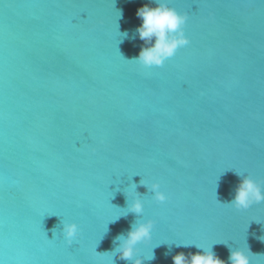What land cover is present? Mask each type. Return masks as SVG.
Masks as SVG:
<instances>
[{
  "label": "water",
  "instance_id": "95a60500",
  "mask_svg": "<svg viewBox=\"0 0 264 264\" xmlns=\"http://www.w3.org/2000/svg\"><path fill=\"white\" fill-rule=\"evenodd\" d=\"M149 3L0 0V264H131L104 253L141 218L121 216L131 183L155 221L143 264L201 251L177 243L225 261L249 247L264 264V202L220 203L235 172L264 186V0H167L190 43L145 68L124 57L147 46L135 30ZM61 220L79 226L71 246Z\"/></svg>",
  "mask_w": 264,
  "mask_h": 264
},
{
  "label": "clouds",
  "instance_id": "9594fccd",
  "mask_svg": "<svg viewBox=\"0 0 264 264\" xmlns=\"http://www.w3.org/2000/svg\"><path fill=\"white\" fill-rule=\"evenodd\" d=\"M151 4H154L155 6H150ZM136 16L141 19L142 23L135 31L138 34L139 39L144 41L147 46H142L138 55L131 59L125 58L120 53L125 60L136 62L145 68L163 66L165 61L172 58L179 48L190 43V40L185 35L184 31V26L188 20V14L180 13L175 8L169 7L167 0H150L149 4H145L137 9ZM119 17H122V12H120ZM127 35V32L122 33V37H127ZM235 173L241 179L235 189L233 198L228 202L222 203L218 200L216 193L217 201L221 204L229 205L237 211L247 210L254 204L264 202V186H262L257 180L253 179L250 175L242 174L240 172ZM139 185L144 186L148 192L151 193V199L157 204H163L169 200V196L161 190V184L158 181L149 184L141 177ZM131 187L134 189L135 195H133L131 201H129L130 194L124 191L127 202V211L121 216H126L128 213H134L137 217L142 218L145 205L143 197L145 195H142L137 191L138 185L136 183H131ZM121 216L110 222H115ZM141 218L132 223L126 234L122 233L117 235L113 241L115 246L112 251L104 253H113V256H116L121 260L131 261V264H143L144 260L155 259L153 251L151 256L148 257L138 255L137 245L151 241L152 230L155 224L153 219L145 220ZM61 224L62 228L60 231L64 240L68 246H71L79 234V226L75 222L62 220ZM51 231L54 237L56 235V228H53ZM258 239L264 242V236H260ZM225 245L228 246L227 244ZM190 246H195L201 251L188 253L187 255L184 252H178L172 257L173 264H251L250 256L248 254L251 253L249 247L247 248V251H245L242 248L233 249L228 246L229 256L228 260L225 261L212 250V245L208 248H204L198 244H176V247Z\"/></svg>",
  "mask_w": 264,
  "mask_h": 264
}]
</instances>
